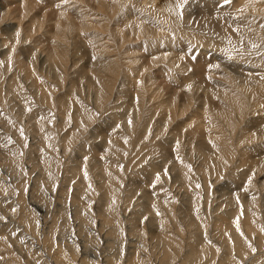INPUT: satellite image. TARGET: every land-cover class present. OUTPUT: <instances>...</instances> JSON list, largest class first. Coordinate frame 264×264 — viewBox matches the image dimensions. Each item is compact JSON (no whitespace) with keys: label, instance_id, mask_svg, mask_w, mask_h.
I'll use <instances>...</instances> for the list:
<instances>
[{"label":"bare ground","instance_id":"1","mask_svg":"<svg viewBox=\"0 0 264 264\" xmlns=\"http://www.w3.org/2000/svg\"><path fill=\"white\" fill-rule=\"evenodd\" d=\"M82 1L102 45L0 2V264H264V0ZM132 43L180 89L131 84Z\"/></svg>","mask_w":264,"mask_h":264},{"label":"rangeland","instance_id":"2","mask_svg":"<svg viewBox=\"0 0 264 264\" xmlns=\"http://www.w3.org/2000/svg\"><path fill=\"white\" fill-rule=\"evenodd\" d=\"M1 1L6 2L9 11L12 12L13 16H15V18L12 21H10L12 22L11 25L8 26L9 28L11 27L9 31H12L13 30L12 24L19 22V19L18 17H16V15L18 14L19 9L21 8V3L23 0H0V2ZM27 1H31V0H27ZM38 1H39L38 3L34 2L32 4V10L29 16L23 20L22 25L24 27H28L33 22V19L31 17L32 15L38 18L39 16H42L44 13H46V22L44 26L47 25L48 27L47 28L44 27L43 30L41 31V34L37 35L38 37L36 38L38 39V42L42 47L51 44V41L43 38L42 35L43 33L52 34L54 31L57 30L55 18L59 13L69 14L77 22L84 24V28L81 29L80 31H76V30L70 31L71 32L70 38L73 41L76 39H82L88 43L102 45L103 43H105V41L111 38L110 35L111 32L109 29L116 31L118 29V24H121L118 21V19H116L115 21L112 20L110 22H106L104 13L98 11L95 8H92L88 4L84 3L82 0H38ZM107 1H111V0H107ZM2 32L4 33V29L2 30ZM169 42L170 41H168L167 38H163L161 40L156 39L155 41L152 42V45L161 44L170 50L172 49V47L174 49H178L177 47L169 44ZM132 44L135 46V48L128 46V48L131 49L129 53H125V54L120 53L118 55L120 59V67L124 70V73L125 75H127V79L130 80L131 84L136 81H139L141 83L144 82V80H147V77L150 78L145 83V85H147L146 87L147 91L145 93V96L150 99L156 98L155 100L152 101V104L153 105L157 104L159 98L157 92L162 90V95L166 94L167 90L163 87H165L168 82L172 84V80H171L172 73L168 70V68H166L164 63H166L168 60H173L171 59V57L173 56H168L169 59H166L164 63L162 62L165 68L156 67L146 70V72L142 74L143 76L142 77L140 74L144 66L148 65L147 64L148 60L151 59L153 56H151V53L147 55V52L141 50L140 45H136L135 43ZM172 85L174 87H178L177 85L174 84ZM194 91L200 92L202 90H194ZM180 92H183V89L180 90ZM196 115H200V108H197V110H195L194 108L188 110L186 114L179 117L180 120L178 121V123L186 125L189 122V120L193 119V117ZM259 177L264 179V174L261 173ZM224 186H225L224 183L219 185V187L221 188H225Z\"/></svg>","mask_w":264,"mask_h":264},{"label":"snow or ice","instance_id":"3","mask_svg":"<svg viewBox=\"0 0 264 264\" xmlns=\"http://www.w3.org/2000/svg\"><path fill=\"white\" fill-rule=\"evenodd\" d=\"M229 2V0H225V3H228ZM253 47H255V45H253Z\"/></svg>","mask_w":264,"mask_h":264}]
</instances>
